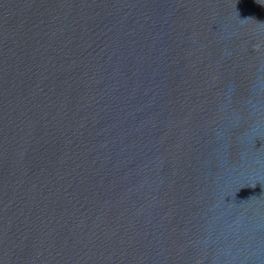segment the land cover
I'll return each mask as SVG.
<instances>
[{"label": "water", "instance_id": "95a60500", "mask_svg": "<svg viewBox=\"0 0 264 264\" xmlns=\"http://www.w3.org/2000/svg\"><path fill=\"white\" fill-rule=\"evenodd\" d=\"M0 264H264V0H0Z\"/></svg>", "mask_w": 264, "mask_h": 264}]
</instances>
